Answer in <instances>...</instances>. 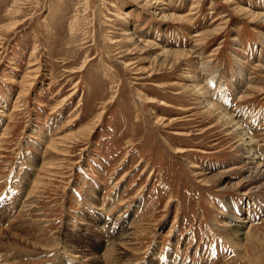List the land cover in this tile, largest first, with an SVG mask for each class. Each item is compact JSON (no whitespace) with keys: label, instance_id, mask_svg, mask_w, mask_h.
<instances>
[{"label":"rangeland","instance_id":"obj_1","mask_svg":"<svg viewBox=\"0 0 264 264\" xmlns=\"http://www.w3.org/2000/svg\"><path fill=\"white\" fill-rule=\"evenodd\" d=\"M250 12L264 0H0V264H264Z\"/></svg>","mask_w":264,"mask_h":264},{"label":"bare ground","instance_id":"obj_2","mask_svg":"<svg viewBox=\"0 0 264 264\" xmlns=\"http://www.w3.org/2000/svg\"><path fill=\"white\" fill-rule=\"evenodd\" d=\"M241 9V8H240ZM238 10V9H237ZM235 11H236V9H235ZM240 11V10H239ZM241 11H243V10H241ZM241 13V12H240ZM247 13H249L248 11H247ZM249 16H253L252 18H254V17H259V18H261L262 19V21H263V16H260V15H254V14H251V12H250V14H249ZM165 53V52H164ZM170 55H171V53L170 52H168ZM173 53V55L172 56H176L177 58L178 57H182V55H183V53L181 54H179V52H172ZM185 54V53H184ZM186 56V55H185ZM184 56V57H185ZM175 57V58H176ZM175 62H176V60H174ZM210 106V107H209ZM207 107V106H206ZM208 109H210V110H212L213 112H216V107L214 106V105H209V103H208V107H207ZM207 109V110H208ZM222 112V111H221ZM219 114V118H218V121H221L222 123H224L226 126L227 125H229V126H231V129H233L232 130V133H234V135L237 137V138H239V140H240V143H241V150L243 149L244 150V153L245 154H249L250 155V157H252V156H256V153L255 152H252L253 151V149L251 148V144H252V139H250V138H247L245 135V133L244 132H242L241 130H239V128L238 127H236V124L233 126V120L231 119V118H228L227 117V115H226V113H224L223 115H222V113L220 114V112L218 113ZM95 124V123H94ZM93 125V124H92ZM241 129V128H240ZM92 130H93V128H92ZM243 146V147H242ZM245 148V149H244ZM182 151H180L179 153H181ZM248 155H246V157H247ZM247 159H250V158H247ZM252 159H256L255 157H253ZM254 163V162H253ZM257 163V162H256ZM255 164V163H254ZM258 164V163H257ZM259 165V164H258ZM255 166V165H254ZM253 166V167H254ZM252 167V168H253ZM254 175L256 176V177H263L264 178V176L261 174V173H263L262 171L260 172V169L258 168V166H256V167H254ZM264 174V173H263ZM29 195H30V193H28ZM29 198V197H28ZM28 202V201H27ZM30 206V204L27 206H25V207H29ZM33 206V205H32ZM24 209V208H23ZM30 209V208H29ZM25 210H27L28 211V209H26L25 208ZM27 211H25V212H27ZM29 213V212H28ZM31 214V213H30ZM15 220V219H14ZM239 220V221H238ZM231 223L234 225V228H235V231L231 234V235H233V237H235V240H236V238H239L240 236H243L244 235V233L242 234V230L244 229L243 228V225L244 224H246L247 222L245 221V222H241L240 221V217H237V219L236 218H232L231 219ZM239 223H241V224H239ZM248 226V225H247ZM126 233V232H125ZM124 234V233H123ZM122 234V235H123ZM1 235V234H0ZM120 235V234H119ZM126 235V234H125ZM245 235H246V232H245ZM232 237V236H231ZM119 242V241H118ZM25 249V248H24ZM114 261V260H113ZM118 261V260H117ZM120 261V260H119ZM114 264V263H113ZM120 264V263H119Z\"/></svg>","mask_w":264,"mask_h":264}]
</instances>
